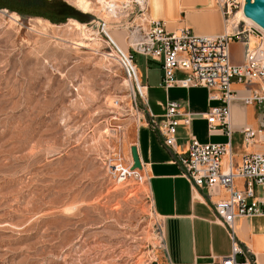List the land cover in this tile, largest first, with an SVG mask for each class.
<instances>
[{"label":"rangeland","instance_id":"obj_1","mask_svg":"<svg viewBox=\"0 0 264 264\" xmlns=\"http://www.w3.org/2000/svg\"><path fill=\"white\" fill-rule=\"evenodd\" d=\"M63 1L78 17L0 8L20 16L0 13V264H167L148 186L123 176L146 106L97 23L107 16L106 30L131 52L136 0H110L122 8L113 16L99 0L89 12ZM199 20L190 21L195 33ZM238 42L233 60L244 56ZM134 61L145 84L162 82L158 61Z\"/></svg>","mask_w":264,"mask_h":264},{"label":"built area","instance_id":"obj_2","mask_svg":"<svg viewBox=\"0 0 264 264\" xmlns=\"http://www.w3.org/2000/svg\"><path fill=\"white\" fill-rule=\"evenodd\" d=\"M244 1L214 0L226 27L230 26L231 17L243 6ZM135 4L141 23L133 31L131 52H126L117 45L107 32L104 22L99 24L109 43L118 51L130 79L136 83L135 98L139 95L145 103L146 109L138 120L146 117L148 124L162 134L165 145L174 147L178 127L181 124H190L197 114L182 111L181 103L176 100L167 102L166 111L162 115L155 114L149 106L147 85L142 80L139 81V68L134 61V53L161 64L162 85L166 90L174 87H202L209 90L210 101L222 102L221 106H213L202 115L208 121L210 132L222 130L229 136L230 141L201 143L192 136L181 162L186 167L184 175L193 188H206L210 200L213 195H220L221 190L226 191V196L220 197L213 205L217 218L227 228L232 239V252L219 257L216 264H257L253 253L240 246L235 220L238 217L264 216V151L247 153L240 162H235L231 153V107L237 99L232 88L233 82L250 86V95L242 101L245 104H257L260 127H244L241 132L247 144L264 143V36L246 21L234 24L230 32L226 30L214 35L197 34L189 26L169 30L164 20L149 16L147 0L143 4L136 0ZM251 35L258 38L253 46L250 44ZM234 40L244 45V60L240 64L232 61L231 44ZM178 72L183 73L184 77H177ZM144 87L145 93L142 90ZM225 154L229 155L226 166L222 163ZM133 163L134 161L132 165ZM141 172V169H135L132 173L126 170L123 176L127 178L130 173L137 183L147 185V177ZM237 179L243 180L242 187L236 185ZM148 197L150 199V192ZM240 254L244 259H238Z\"/></svg>","mask_w":264,"mask_h":264},{"label":"crops","instance_id":"obj_3","mask_svg":"<svg viewBox=\"0 0 264 264\" xmlns=\"http://www.w3.org/2000/svg\"><path fill=\"white\" fill-rule=\"evenodd\" d=\"M148 3L149 16L164 20L169 30H177L181 26L191 27L190 21L201 15V20L196 23L197 34L214 35L225 31L224 18L214 0H149ZM238 43L243 45L240 41ZM243 60L244 56L242 60L232 59L235 64ZM178 75L184 74L178 72ZM146 85L149 106L155 114L162 115L170 100L180 102L182 111L197 114L190 124L178 127L174 147L165 145L162 134L148 124L146 117L136 124L132 146H137L143 165L141 171L147 177L151 204L162 221L164 256L167 263L171 264H216L219 257L232 252V239L227 228L217 218L213 205L220 197L226 196V191L221 190L220 195H213L210 200L206 188H193L184 175L186 167L181 157L186 154L192 136L201 143L230 141L222 130L210 132L208 121L202 115L213 106H221L222 102L210 101L209 90L202 87H174L166 90L162 82ZM249 87L236 81L232 84L237 97L231 107V153L235 162H240L247 153L264 151V143L247 144L241 132L244 127H260L257 104H245L242 101L250 95ZM196 88H201V95L198 91L195 93ZM160 96L161 108L155 110L152 100ZM228 162L229 155L225 154L222 163L226 166ZM236 185L242 187L243 180L237 179ZM235 230L240 246L253 253L257 264H264V216L238 217ZM238 259L242 260L244 256L240 254Z\"/></svg>","mask_w":264,"mask_h":264},{"label":"bare ground","instance_id":"obj_4","mask_svg":"<svg viewBox=\"0 0 264 264\" xmlns=\"http://www.w3.org/2000/svg\"><path fill=\"white\" fill-rule=\"evenodd\" d=\"M100 2H102L104 5H106L107 6V8L109 9L110 8V10H108V11H106V12H108V16H110V15H116V10H115V8L116 7H120V6H116V2H114V3H112V2H110V0H99ZM112 1V0H111ZM140 3H144V0L142 1V0H138ZM209 1V0H208ZM254 1V0H253ZM127 2H130L129 0L127 1ZM147 2H149V0H147ZM77 3H78V6H79V8H80V10H82L83 12H89L90 10H91V4H92V2H91V0H77ZM131 3V2H130ZM178 3V2H177ZM125 3H123V5H124ZM149 4V3H148ZM178 6V5H177ZM244 6H245V1H244V4H243V6L239 9V10H237V12H235L234 13V15L231 17V19H230V26H228V27H226V25H225V31L227 30L228 32H230L231 31V28H232V26L234 25V24H238L239 22H241V21H246L247 23H251V26H254L255 28H257L262 34H263V36H264V28H262L258 23H256L253 19H251V18H249L248 16H246V14H245V12H244ZM78 8V9H79ZM105 8V7H104ZM121 8V7H120ZM124 8H126V7H124ZM122 9V8H121ZM120 9V10H121ZM106 10V9H105ZM116 12V13H115ZM123 12H124V10H123ZM0 13L1 14H8L11 18H13L14 20H20V16L17 14V13H10L7 9H3V10H0ZM104 13V12H103ZM115 13V14H114ZM120 13V12H119ZM121 14V13H120ZM122 15V14H121ZM119 16V15H118ZM107 16H99L98 15V20H97V23H100V22H104L105 23V25L107 26ZM39 21H43L44 19H42V18H37ZM45 21V20H44ZM71 21V23H73V24H75L76 26H78V29L79 28H84L83 30H85V25L83 24V23H81V22H79L78 20H75V19H71L70 20ZM173 21V20H172ZM46 22V21H45ZM48 22V21H47ZM16 23V22H15ZM40 23V22H39ZM49 23V22H48ZM59 26V25H58ZM88 30V29H87ZM82 31V30H81ZM80 31V32H81ZM86 31V30H85ZM90 31V30H89ZM116 31V30H115ZM91 32V31H90ZM108 32V31H107ZM110 32V31H109ZM108 32V33H109ZM102 33V32H101ZM81 34V33H80ZM89 34V33H88ZM81 35H83V34H81ZM109 35L112 37V39L117 43V45L120 47V44H119V42L116 40V38L111 34V33H109ZM86 35H84V37H85ZM83 37V38H84ZM128 37V36H127ZM91 38V37H90ZM132 39H133V37H132ZM257 40H258V38H257V36H255V35H251L250 36V44H251V46H253L256 42H257ZM83 42V41H82ZM81 42V43H82ZM77 43H79V42H77ZM85 44V43H84ZM83 44V45H84ZM78 45V44H77ZM116 58V57H115ZM120 61V60H119ZM138 78H139V81H141V79H140V74H139V71H138ZM126 81H128L129 82V80H126ZM129 83H131V82H129ZM140 86H143V84L142 83H140ZM131 90L133 91V89L131 88ZM143 91H144V93H145V91H146V88L144 87L143 89H142ZM134 92V91H133ZM245 92V91H244ZM246 93V92H245ZM113 102V101H112ZM116 102V101H115ZM116 106H117V104H115ZM133 108V107H132ZM140 114V113H139ZM242 117V116H241ZM248 119V118H247ZM233 123V122H232ZM133 162V161H132ZM132 162H131V164L126 168V166H125V170H127V171H129V172H133V169H132ZM124 168V167H123ZM118 187V186H117ZM131 192V191H130Z\"/></svg>","mask_w":264,"mask_h":264},{"label":"trees","instance_id":"obj_5","mask_svg":"<svg viewBox=\"0 0 264 264\" xmlns=\"http://www.w3.org/2000/svg\"><path fill=\"white\" fill-rule=\"evenodd\" d=\"M0 8H7L21 15L43 16L53 22L78 17L73 6L63 0H0Z\"/></svg>","mask_w":264,"mask_h":264},{"label":"water","instance_id":"obj_6","mask_svg":"<svg viewBox=\"0 0 264 264\" xmlns=\"http://www.w3.org/2000/svg\"><path fill=\"white\" fill-rule=\"evenodd\" d=\"M244 12L246 16L253 19L262 28H264V0H245ZM131 150L134 161L132 169H142L143 165L139 156L137 146H132Z\"/></svg>","mask_w":264,"mask_h":264}]
</instances>
